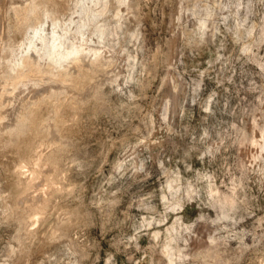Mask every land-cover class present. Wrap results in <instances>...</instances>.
<instances>
[{
	"label": "rangeland",
	"instance_id": "rangeland-1",
	"mask_svg": "<svg viewBox=\"0 0 264 264\" xmlns=\"http://www.w3.org/2000/svg\"><path fill=\"white\" fill-rule=\"evenodd\" d=\"M0 264H264V0H0Z\"/></svg>",
	"mask_w": 264,
	"mask_h": 264
},
{
	"label": "bare ground",
	"instance_id": "bare-ground-1",
	"mask_svg": "<svg viewBox=\"0 0 264 264\" xmlns=\"http://www.w3.org/2000/svg\"><path fill=\"white\" fill-rule=\"evenodd\" d=\"M41 32V31H40ZM31 164V163H30ZM33 167H32V169H31V172H32V175H37V174H40L42 171H40V169L39 168H37V163L36 162H34L33 161ZM26 167V166H25ZM22 172V171H21ZM24 173V172H23ZM26 175V174H25ZM29 176V175H28ZM24 177V176H23ZM31 178V177H30ZM24 180V182L26 183V182H28V177L26 178L25 177V179H23ZM34 186H36L37 187V184H33V187ZM36 191V190H35ZM39 194H40V192H39ZM39 194H36V195H32V197L31 196H29V194L26 196V198L28 197L29 199H31V198H33V199H35L36 201H40V200H42V193L39 195ZM28 199H26V201H27ZM34 200V201H35ZM32 202V201H31ZM37 204V203H36ZM38 207H40V205L38 206Z\"/></svg>",
	"mask_w": 264,
	"mask_h": 264
}]
</instances>
